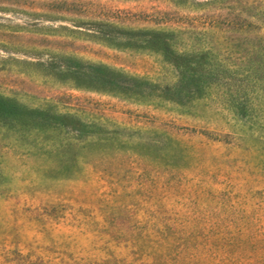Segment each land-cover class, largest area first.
Listing matches in <instances>:
<instances>
[{
    "label": "rangeland",
    "instance_id": "374dc122",
    "mask_svg": "<svg viewBox=\"0 0 264 264\" xmlns=\"http://www.w3.org/2000/svg\"><path fill=\"white\" fill-rule=\"evenodd\" d=\"M0 95V264H264V0H0Z\"/></svg>",
    "mask_w": 264,
    "mask_h": 264
},
{
    "label": "trees",
    "instance_id": "16d2710c",
    "mask_svg": "<svg viewBox=\"0 0 264 264\" xmlns=\"http://www.w3.org/2000/svg\"><path fill=\"white\" fill-rule=\"evenodd\" d=\"M5 113L8 114V116L5 117L6 123L12 125L13 129L16 133H19V135H24L30 129L31 125H40V123H30L35 120H25L17 117L27 113V109L24 108V105L20 104L16 99L0 95V114L4 115ZM18 254L22 255V252L19 251ZM22 264H36V262L31 260L25 261V263Z\"/></svg>",
    "mask_w": 264,
    "mask_h": 264
}]
</instances>
